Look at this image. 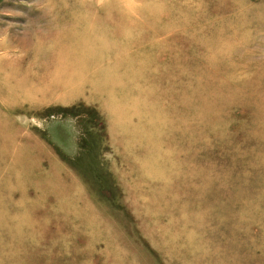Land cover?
Returning a JSON list of instances; mask_svg holds the SVG:
<instances>
[{
  "label": "rangeland",
  "instance_id": "374dc122",
  "mask_svg": "<svg viewBox=\"0 0 264 264\" xmlns=\"http://www.w3.org/2000/svg\"><path fill=\"white\" fill-rule=\"evenodd\" d=\"M59 81L0 102V264H264V0H0V99Z\"/></svg>",
  "mask_w": 264,
  "mask_h": 264
},
{
  "label": "bare ground",
  "instance_id": "6f19581e",
  "mask_svg": "<svg viewBox=\"0 0 264 264\" xmlns=\"http://www.w3.org/2000/svg\"><path fill=\"white\" fill-rule=\"evenodd\" d=\"M59 29H57V31H58ZM58 38H57V42L56 41H54V45L55 44H57V45H59L60 44V34H58ZM43 42L44 41H41V40H39V41H37V43L35 44V46H37V44H39V45H41V44H43ZM56 42V43H55ZM41 47V46H40ZM40 47H38V48H40ZM31 48H32V46H31ZM52 48V47H51ZM28 52V51H27ZM49 60H50V62H51V64H53L52 65V67L53 66H55V71L54 70H52L53 72L52 73H54V75H56V70H57V65L59 64V58H58V54L57 53H54L53 52V54L49 57ZM36 61V60H35ZM78 65H79V63H78ZM10 68V67H9ZM79 68V67H78ZM6 69V68H5ZM73 69V68H72ZM12 71H14V69L12 70ZM72 71V70H71ZM73 72V71H72ZM76 72H77V74H78V71L76 70ZM15 73V72H14ZM27 74V73H26ZM67 74V73H66ZM15 75V74H14ZM68 75H69V73H68ZM11 76H13V74L11 75ZM66 76V75H65ZM51 77V76H50ZM53 77V76H52ZM67 77V76H66ZM74 78V77H73ZM51 79V78H50ZM52 82V81H51ZM68 81H59L58 83H49L50 85H48L47 87H46V91H42V90H40V88L39 87H34L33 89V96H32V100H28V98L27 99H23L21 102H19V101H10V100H8L7 98H5V97H3L2 99H0V102H1V108L3 109V108H5V107H9L10 105H12L13 104V102H15L16 104H19V105H21L22 104V108H24V110L22 111V110H20V111H22V112H25L26 110H27V107H30L29 108V110L27 111V112H29L30 110H36V106H37V101H42V102H44V97L47 99V96H48V94L49 93H51V96H53L54 94H56L60 89H62L65 85H69V86H71L72 85V83L69 81L68 83H67ZM2 89V88H1ZM20 89V88H19ZM18 90V89H17ZM32 90V89H31ZM12 91V90H11ZM31 92V91H30ZM27 93H29V91L27 92ZM14 95H15V93H14ZM7 96H9L10 97V95H7ZM13 98V97H12ZM25 103V104H24ZM9 105V106H8ZM19 105H17V106H19ZM18 110V109H17ZM20 113V112H19ZM18 117V116H17ZM7 121V123H6V125L4 124V128H13V127H16L17 126V128H19V124L14 120V122H12L13 120H6Z\"/></svg>",
  "mask_w": 264,
  "mask_h": 264
}]
</instances>
